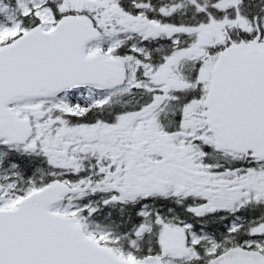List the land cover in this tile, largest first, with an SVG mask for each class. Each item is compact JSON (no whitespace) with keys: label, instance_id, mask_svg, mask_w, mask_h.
<instances>
[{"label":"snow or ice","instance_id":"1","mask_svg":"<svg viewBox=\"0 0 264 264\" xmlns=\"http://www.w3.org/2000/svg\"><path fill=\"white\" fill-rule=\"evenodd\" d=\"M0 264H264V0H0Z\"/></svg>","mask_w":264,"mask_h":264}]
</instances>
